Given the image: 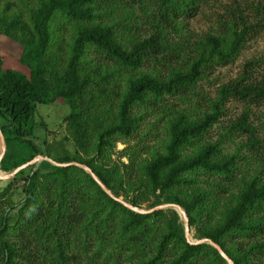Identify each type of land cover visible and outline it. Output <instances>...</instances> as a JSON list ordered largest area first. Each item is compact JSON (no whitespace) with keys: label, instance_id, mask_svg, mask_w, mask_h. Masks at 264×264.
I'll return each mask as SVG.
<instances>
[{"label":"trees","instance_id":"16d2710c","mask_svg":"<svg viewBox=\"0 0 264 264\" xmlns=\"http://www.w3.org/2000/svg\"><path fill=\"white\" fill-rule=\"evenodd\" d=\"M200 1L0 0V36L20 44L28 68L5 67L0 52V170L38 155L82 163L134 206L180 205L192 238L212 240L233 264H264V139L249 110L264 107V74L256 79L245 63L216 98L203 95L201 102L197 94L212 67L233 61L258 35L263 3L253 2L250 16L238 4L227 6L225 31L193 42L184 20ZM231 97L247 107L210 137ZM56 101L69 107L67 134L57 144L40 141L37 106ZM146 117L165 138L142 156ZM238 136L244 139L236 142ZM119 141L127 146L116 151ZM0 264L227 262L211 244L187 241L174 208L134 212L86 170L44 159L0 179Z\"/></svg>","mask_w":264,"mask_h":264},{"label":"rangeland","instance_id":"374dc122","mask_svg":"<svg viewBox=\"0 0 264 264\" xmlns=\"http://www.w3.org/2000/svg\"><path fill=\"white\" fill-rule=\"evenodd\" d=\"M200 10L192 17L186 18L184 20L185 29L188 30V35L195 42L198 38H203L208 32H220L225 31L223 23L227 17V6L231 4H238L242 9L246 8V13L251 15L250 5L253 2L263 3L262 13L264 15V0H201L200 1ZM261 13V14H262ZM251 21V20H249ZM263 28L258 32V35L250 39L242 48L239 55L231 62L227 64H220L215 67H212V70L208 72L205 77L198 83V97L206 95L207 97L216 98L217 88L224 83L230 82L244 73L245 63H250L249 69H247L248 74L252 73L253 77L259 79L260 76L264 74V22ZM187 36V34H184ZM7 38V37H6ZM3 35L0 36V52L2 53L5 67L20 70L24 73H28V68L24 66L20 60V54L22 53V48L20 44L12 41L11 39H6ZM168 101H171L178 105V101L173 98H167ZM247 106L244 105L243 101L236 98H228L224 103L225 116H223L217 125H215L209 132L210 137L213 136L217 130L219 124L227 125L229 120L237 119L240 116L243 108ZM250 119L254 117L257 121L256 125L260 128L257 130L263 134L264 139V107L256 108L252 106L250 109ZM69 112V107L62 103L61 101H56L54 104H38L37 113L35 115L36 129L40 138L46 136L50 143L57 144L59 140L62 139L67 134L64 116ZM253 115V116H252ZM256 115V116H254ZM146 126L142 128L140 133L146 137L145 139V148L142 149L141 155L145 156L146 150L153 148L159 149V146H154V142L158 138H165V133L159 129L158 123L154 118L146 117L144 123ZM158 128V129H157ZM147 132L149 133L148 135ZM216 138V135H214ZM244 137L238 136L236 142L243 140ZM138 139H132L130 142L135 143ZM71 141H66L63 145L66 146L69 150H73V146L70 143ZM131 143V144H132ZM141 146H144V142H139ZM143 144V145H142ZM127 146V143L117 142L116 151L123 149ZM234 146L228 145V150L233 149ZM244 152V151H243ZM243 154V153H242ZM113 158H118V153L112 155ZM120 160L123 163L128 162L127 157H121ZM250 165L249 169L253 170L252 162H248ZM241 164V163H240ZM241 172L245 170L243 164L240 166ZM239 175V174H238ZM2 179V178H1ZM4 178L2 180H6ZM22 181H19L15 188H13V200L15 203H19V200L22 198L21 189ZM3 184H5L3 182ZM122 198V197H121ZM146 205V204H145ZM143 209L144 206L142 207ZM180 216V215H179ZM182 220V218L180 217ZM190 239L192 238V231L189 235Z\"/></svg>","mask_w":264,"mask_h":264},{"label":"water","instance_id":"95a60500","mask_svg":"<svg viewBox=\"0 0 264 264\" xmlns=\"http://www.w3.org/2000/svg\"><path fill=\"white\" fill-rule=\"evenodd\" d=\"M5 150H6V144H5V139H4V136H3V133L0 129V161L5 153ZM48 160L50 161L52 164H55V165H60V166H63V165H69V164H73V165H76L84 170H86L90 175L91 177L96 181V183L102 188L103 191H105L111 198L119 201L120 203H122L123 205H125L127 208L133 210L134 212H138V213H148V212H151L153 210H156V209H164V208H174L178 214L180 215V217L182 218L183 220V223H184V233H185V237L187 239V241L189 243H193V244H198V243H203V242H206V243H209L211 244L212 246H214L218 252L220 253V255L225 259V261L227 262V264H233L232 260L224 253V251L221 249V247L216 244L215 242H213L212 240L208 239V238H202V239H199V240H195V239H190L189 235H190V231H189V226H188V217H187V214H186V211L178 204H175V203H164V204H160V205H157V206H154L152 208H149V209H143V208H140V207H137V206H134L132 204H130L129 202H126L125 200H123L121 197H117L115 196L104 184L103 182L96 176V174L86 165L82 164V163H79V162H69V163H58L46 156H41V155H38L36 156L35 158L31 159L30 161H28L27 163L13 169L11 172H7V173H0V179H4V178H11L13 177L16 172L18 170H20L21 168L25 167V166H28L30 164H33V163H37V162H40L41 160Z\"/></svg>","mask_w":264,"mask_h":264},{"label":"bare ground","instance_id":"6f19581e","mask_svg":"<svg viewBox=\"0 0 264 264\" xmlns=\"http://www.w3.org/2000/svg\"><path fill=\"white\" fill-rule=\"evenodd\" d=\"M0 173H5V172H3V171L0 170Z\"/></svg>","mask_w":264,"mask_h":264}]
</instances>
